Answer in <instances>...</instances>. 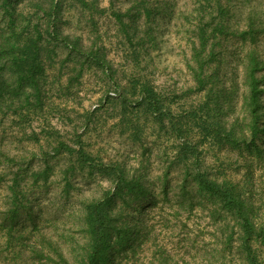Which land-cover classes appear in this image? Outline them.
Wrapping results in <instances>:
<instances>
[{
	"label": "trees",
	"instance_id": "1",
	"mask_svg": "<svg viewBox=\"0 0 264 264\" xmlns=\"http://www.w3.org/2000/svg\"><path fill=\"white\" fill-rule=\"evenodd\" d=\"M72 1L91 12L98 8L95 0ZM189 1L193 40L186 66L200 99L185 110V115L173 114L160 93L143 81L133 101L124 94L120 100L122 107L124 101L143 106L169 126L178 140L175 154L182 166L180 181L175 186L169 185L164 173L155 194L141 173L129 170L120 162L106 164L78 144L73 149L60 142L69 153L75 154L80 164L86 163L108 174L110 186L97 196L81 199V239L76 245L71 244L67 253L57 240L42 236L31 252L54 256L57 264L127 261L135 264L138 249L149 240L152 230L142 213L150 207L161 209L167 203L173 212L183 216V226L197 212L207 218L206 227L215 240L214 248L208 251V264H264V206L259 199L264 197V51L260 48L264 39V14H249L245 25L239 27L230 0ZM11 2L1 0L0 5L5 17V23L0 25V110L15 114L22 105L39 103L47 62L57 55L58 44L106 67L105 57L94 39L84 44L59 31L57 20L64 0H39L46 20L32 25L28 19L22 25L17 23L20 13L13 15ZM145 3L146 0H133L125 11H112L120 30L127 37H135L136 44L144 41L153 44L152 24L164 10V6ZM142 15L140 28L136 20ZM125 16L127 19H123ZM228 66V71H224ZM238 69L245 91L236 109L230 97L237 89ZM225 112L230 113L229 119L224 117ZM75 138L78 142L80 135ZM205 146L211 150L226 149L223 159L214 152L215 166L203 161ZM48 151L43 149V166L30 171L33 181L47 182L53 174V166L45 157ZM52 151L58 153L59 147H52ZM5 161L11 175L6 185L4 218L10 230L20 214H28L29 209L21 184L22 171L14 166V157L5 154ZM184 234V250L195 248V236H190L189 231ZM150 263L180 264L162 246L154 249Z\"/></svg>",
	"mask_w": 264,
	"mask_h": 264
},
{
	"label": "rangeland",
	"instance_id": "2",
	"mask_svg": "<svg viewBox=\"0 0 264 264\" xmlns=\"http://www.w3.org/2000/svg\"><path fill=\"white\" fill-rule=\"evenodd\" d=\"M132 1L95 0L98 8L91 12L79 8L75 1L64 0L57 20L59 31L84 44L94 39L105 57L106 67L58 44L57 55L47 62L49 66L39 103L22 105L15 114L11 110H0V264H57L53 253L50 252L52 258L31 252L32 246L41 236L51 237L67 253L69 246L81 239V199L97 196L110 186L108 174L86 163L80 164L75 154L69 153L60 142L73 149L79 145L106 164L120 162L129 170L141 173L155 194L164 173L169 185L175 186L180 181L182 166L175 154L178 140L169 126L143 106L124 101L126 104L122 107L120 100L124 94L133 101L143 81L160 93L173 114L185 115V110L200 99L186 66L193 40V26L189 20L192 19V4L189 0H146V5L158 4L164 6V10L152 24L153 44L148 41L136 44V38L125 36L112 14L116 9L125 11ZM230 1L234 21L239 27L245 25L249 14H264V0ZM11 5L13 15L20 13L17 23L21 25L27 19L29 25L43 24L46 20L39 0H12ZM142 21L143 15L136 20L140 28ZM4 23L0 6V25ZM260 48L264 51V39ZM229 66L224 71H228ZM239 69L237 89L230 97L236 109L245 91ZM224 117L229 119L230 113L225 112ZM76 135H80L78 142ZM189 136L195 138L193 134ZM56 146L59 152L53 154L52 147ZM205 147V164L215 166L213 154L216 151L223 159L226 149L218 151ZM47 148L45 157L53 166V174L47 182L33 181L30 171L43 166V149ZM5 154L14 157V166L22 171L21 184L29 209L28 214H20L10 230L4 218L6 185L11 175ZM260 198L264 206V197ZM167 205L164 203L161 209L146 208L142 213L152 230L149 240L138 249L135 264H151L152 252L160 246L180 264L184 261L208 264V251L214 248L215 240L206 227L207 218L197 212L183 226V216ZM185 231L195 236L196 251L192 247L184 250ZM120 263L132 264L129 261Z\"/></svg>",
	"mask_w": 264,
	"mask_h": 264
}]
</instances>
